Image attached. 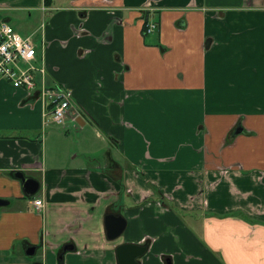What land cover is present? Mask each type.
<instances>
[{
	"label": "crops",
	"instance_id": "0c3cea01",
	"mask_svg": "<svg viewBox=\"0 0 264 264\" xmlns=\"http://www.w3.org/2000/svg\"><path fill=\"white\" fill-rule=\"evenodd\" d=\"M0 19L71 92L44 134L41 100L0 79L5 264H119L123 243L141 264H264V0H0Z\"/></svg>",
	"mask_w": 264,
	"mask_h": 264
},
{
	"label": "built area",
	"instance_id": "2783aa9c",
	"mask_svg": "<svg viewBox=\"0 0 264 264\" xmlns=\"http://www.w3.org/2000/svg\"><path fill=\"white\" fill-rule=\"evenodd\" d=\"M157 23L150 20L146 31L152 32ZM46 63L39 54L31 37L20 35L4 19H0V79L8 80L16 88H24L28 95L35 96L43 104L46 124L66 125L71 107V92L61 85L49 86L45 83ZM41 75V82L38 80ZM37 208H42V199H35Z\"/></svg>",
	"mask_w": 264,
	"mask_h": 264
},
{
	"label": "water",
	"instance_id": "95a60500",
	"mask_svg": "<svg viewBox=\"0 0 264 264\" xmlns=\"http://www.w3.org/2000/svg\"><path fill=\"white\" fill-rule=\"evenodd\" d=\"M15 176L22 181L23 191L27 197L35 195L40 189V181L33 177L26 176L23 172H15ZM10 200L0 198V207L8 205ZM106 229L107 235L110 239L118 237L125 229L126 219L123 216H117L115 214H108L106 216ZM72 245H66L64 249H71ZM36 251L35 246H30L27 249L28 255H34ZM147 251L146 245L123 243L117 247V255L119 264H141L140 258ZM32 264H43L40 261H36Z\"/></svg>",
	"mask_w": 264,
	"mask_h": 264
},
{
	"label": "rangeland",
	"instance_id": "374dc122",
	"mask_svg": "<svg viewBox=\"0 0 264 264\" xmlns=\"http://www.w3.org/2000/svg\"><path fill=\"white\" fill-rule=\"evenodd\" d=\"M10 24L15 28V30L20 34V35H25V27H23L22 26V24L17 20V19H14L12 22H10ZM41 80H42V77H41ZM69 114H70V110H69V112H68V116H69ZM68 116H67V118H68ZM67 123V122H66ZM68 124H70V123H68ZM77 125V124H76ZM64 125L63 124H52V125H50V126H47V127H45L44 128V130H43V133L45 134L46 133V131L49 129V128H51V127H57V128H59L62 132L64 131V130H62V129H64V127H63ZM86 128H91L92 129V131L94 132V130H93V128L91 127V126H87ZM72 129V131H73V127L71 128ZM64 133V132H63ZM73 134H75V133H73ZM89 138L90 137H93V133L92 134H90L89 136H88ZM70 139V141L72 142V144H73V147L75 146L74 144L76 143V140H75V138L74 137H71V138H69ZM62 141H63V138H62ZM61 141V142H62ZM73 154H75V152H74V150H73ZM26 257H28V259H31V260H35V259H37V258H42V256L40 255V251H38V253L37 254H35L34 256H30V255H26ZM0 264H5V261L3 260V256H1L0 255Z\"/></svg>",
	"mask_w": 264,
	"mask_h": 264
},
{
	"label": "trees",
	"instance_id": "16d2710c",
	"mask_svg": "<svg viewBox=\"0 0 264 264\" xmlns=\"http://www.w3.org/2000/svg\"><path fill=\"white\" fill-rule=\"evenodd\" d=\"M158 199H161L164 203H166L170 208L172 207V203H170V200L164 196L163 194H157Z\"/></svg>",
	"mask_w": 264,
	"mask_h": 264
}]
</instances>
